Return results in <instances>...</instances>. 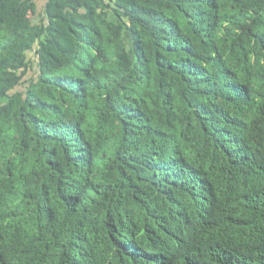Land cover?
Instances as JSON below:
<instances>
[{
    "label": "trees",
    "instance_id": "16d2710c",
    "mask_svg": "<svg viewBox=\"0 0 264 264\" xmlns=\"http://www.w3.org/2000/svg\"><path fill=\"white\" fill-rule=\"evenodd\" d=\"M43 2L0 0V264H264V0Z\"/></svg>",
    "mask_w": 264,
    "mask_h": 264
},
{
    "label": "rangeland",
    "instance_id": "374dc122",
    "mask_svg": "<svg viewBox=\"0 0 264 264\" xmlns=\"http://www.w3.org/2000/svg\"><path fill=\"white\" fill-rule=\"evenodd\" d=\"M36 4H37V12L38 14L36 16H32L33 18H35L36 20H38V18H40L41 14H42V7L44 5V2L43 0H35ZM31 16V15H30ZM29 60H31V62L33 63V67L31 68V72L30 74L32 75L36 69V66H35V57H34V53L30 54L29 57H28Z\"/></svg>",
    "mask_w": 264,
    "mask_h": 264
}]
</instances>
